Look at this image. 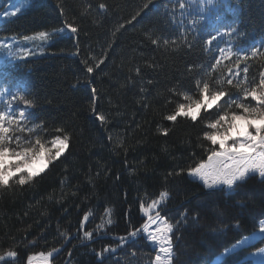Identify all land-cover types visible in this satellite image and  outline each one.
<instances>
[{"label": "trees", "instance_id": "trees-1", "mask_svg": "<svg viewBox=\"0 0 264 264\" xmlns=\"http://www.w3.org/2000/svg\"><path fill=\"white\" fill-rule=\"evenodd\" d=\"M179 3L184 0H0V43L18 54L0 51L11 81L0 97V111L13 117L6 122L10 147L19 150L17 138L23 146L39 139L46 147L69 137L64 153L31 181L18 183L23 171L0 187V264H27L31 255L49 252L51 264H64L69 254L67 264H155L158 245L147 236L160 222L145 223L140 206L164 191L168 197L152 215L173 225L172 264H257L251 255L264 248V235L219 257L264 222V178L249 173L233 190H208L188 169L218 148L204 138L214 131L207 124L239 112L237 103L256 106L243 90L264 74V0L218 3L206 18L202 10L210 6L182 10ZM68 24L78 29L75 38ZM229 27L237 29L231 36ZM41 31L56 35L23 40ZM21 48L30 54L24 57ZM229 48L248 59L237 65ZM204 83L227 95L201 108L196 121H168L178 104L202 99ZM229 97L236 103H225ZM86 231L90 239L102 237L77 246L89 240ZM133 231L122 241L103 237ZM8 251L17 255L9 258Z\"/></svg>", "mask_w": 264, "mask_h": 264}, {"label": "snow or ice", "instance_id": "snow-or-ice-1", "mask_svg": "<svg viewBox=\"0 0 264 264\" xmlns=\"http://www.w3.org/2000/svg\"><path fill=\"white\" fill-rule=\"evenodd\" d=\"M151 2V0H149ZM207 5L210 7L202 10V14L205 15L208 12H215L218 3L227 4L229 0H206ZM105 5L101 4L100 8H104ZM179 8L184 9L185 4L179 3ZM196 23V22H194ZM66 30L73 35L78 29L72 24L66 26ZM237 29L235 27H229L226 29V34L231 36L235 33ZM50 35H56V33H49L46 31H41L35 33L32 36H24L23 40H41L46 41L49 39ZM220 35L217 31L216 34L212 35L207 43L211 45L214 40ZM155 43V41H153ZM0 51H3L5 55L9 58H16L17 53L12 50V46L6 43H0ZM23 56L26 57L30 54L29 51L21 48L20 50ZM258 49H252L251 56H256ZM225 52L224 49H220L221 55ZM228 56H236V64L239 65L241 61H246L248 59V53L237 52L233 53L231 48L227 50ZM220 61L217 60L218 64ZM103 63V61H100ZM98 66V65H97ZM247 67L244 68V72H247ZM87 72L92 73L93 67L88 66ZM7 81L8 86L11 85V81L8 80L6 73L3 70V66L0 65V97H3L8 90L4 86V82ZM228 84H232V80L227 81ZM17 91L26 92L27 89H17ZM91 91L95 93L96 89L92 88ZM224 91L211 92L209 89V84L204 83L200 88V96L202 99L195 100L191 104L180 103L177 105L176 110L173 114L167 115L166 119L168 121H176L178 116H184L190 118L192 121H196L201 108L211 109L213 103L218 101L220 98L226 96ZM243 97L245 99L251 98L255 101L256 106H252L246 103H237V108L240 109L239 112H233L231 115L225 113L219 115L218 118L207 124V127L214 130L204 133V138L211 142L212 145H218V148L208 149L210 154L207 156L206 160L198 162L195 166L188 169V175L198 179L202 182L203 186L208 190H215L221 186L227 187L229 190H233L234 186L238 182H243L248 177L249 173H258L260 177L264 178V74L261 75L259 83L254 87L243 90ZM17 97L12 95L11 99L15 100ZM184 99H188L187 96ZM225 103L231 104L236 103V101L229 97ZM19 117L25 118V110H19ZM13 117H6L4 111H0V187L9 185L10 179H12L13 171L15 173H21L25 165L30 164L35 160H44L51 162L53 159H58L64 151L68 148V136H57L53 139L52 144L54 146V155H47L46 157L42 154L51 153L53 149L46 148L44 144H41L40 140L35 141V146H23L20 144L19 138H17V147L19 150L10 147L11 137L8 135L9 127H6V122L10 123ZM103 119V117H100ZM237 121H244L243 130H241V125ZM256 121H259L257 123ZM164 134L167 135L168 130H163ZM233 133H235L233 135ZM231 141V143H229ZM20 158L16 162L9 164L6 161L7 156ZM47 162L44 164V168H47ZM44 168L38 171H32L30 169L25 170L23 174L19 175L18 183L24 185L31 181L34 176H37L44 170ZM183 171V170H182ZM168 197L166 191L159 194V199L152 200L148 207L141 204V211L148 217V221L152 224H157L155 231L149 232L147 238L158 245V254L155 256V264H172V241L171 233L173 231V225L168 223L166 219L160 216L159 212L152 215V212L157 208L162 201ZM111 209H106V214L108 215L107 224H111L112 220ZM91 213L85 214L83 221L89 219ZM83 227V222L81 223ZM100 228L104 227V221L99 225ZM148 226H144L145 232H147ZM260 232L264 233V222L260 225ZM84 238L90 239L93 235L91 231L84 232ZM132 237L136 236V232H133ZM255 238V233L253 237L245 238L243 241L235 244L231 248L225 249L222 256L226 257L232 255L234 252L238 251L240 248L246 246L250 240ZM123 239V238H121ZM108 249H105L107 251ZM115 251V249H112ZM8 257H15L17 253L15 251H8L6 253ZM264 255V248L260 249L257 254ZM52 256V252L47 255L40 253L39 257L30 256L28 258V264H49L48 258ZM4 256L0 255V260H4ZM264 264V260L261 261Z\"/></svg>", "mask_w": 264, "mask_h": 264}, {"label": "rangeland", "instance_id": "rangeland-1", "mask_svg": "<svg viewBox=\"0 0 264 264\" xmlns=\"http://www.w3.org/2000/svg\"><path fill=\"white\" fill-rule=\"evenodd\" d=\"M184 3H185V9L186 10H190V9H194V10H201V7L202 6H206L207 5V3H206V0H184ZM207 6H209V5H207ZM221 99V98H220ZM219 99V100H220ZM218 100V101H219ZM218 101H216L215 103H213V106H215L217 103H218ZM212 106V107H213ZM257 123H259V121H256ZM237 123L238 124H240L241 125V130H243V126H244V121H237ZM235 133H233V135H234ZM229 143H231V141H229ZM46 148H51V149H53L54 150V146H53V144L51 145V146H46ZM14 149V148H13ZM51 154V153H50ZM42 155H44L45 157H46V154L44 153V154H42ZM18 159H20V158H17V157H12V156H7L6 157V161H7V163H9V164H12V163H14V162H16V160H18ZM47 162V164H48V161L46 160V159H44V160H33L30 164H27V165H25L24 166V168L22 169V171L21 172H23V171H25V170H28V169H30V170H32V171H38L39 169H41V168H44V164ZM45 169V168H44ZM16 174H19V173H15L14 171H13V174H12V176H14V175H16ZM262 223V222H261ZM261 223H260V225H261ZM264 235V233H261L260 232V228H259V230L257 231V233H255V238L254 239H252V240H256L257 238H259L260 236H263ZM251 237H253V235L251 236ZM252 240H250V241H252ZM249 241V242H250ZM39 255L40 254H35V255H31V256H34V257H39ZM46 255V254H45ZM51 257V256H50ZM50 257L48 258V261H49V264H51V262H50ZM224 256H220L219 257V259L220 258H223ZM251 257H253L254 258V260L257 262V264H261V261L262 260H264V255H257V254H252L251 255ZM9 258H13V257H9ZM218 259V260H219ZM27 264H28V262H27Z\"/></svg>", "mask_w": 264, "mask_h": 264}, {"label": "water", "instance_id": "water-1", "mask_svg": "<svg viewBox=\"0 0 264 264\" xmlns=\"http://www.w3.org/2000/svg\"><path fill=\"white\" fill-rule=\"evenodd\" d=\"M221 187H223V186H221ZM153 216H155V215H153ZM147 221H148V219L145 221V223H146ZM133 232H136V231H133ZM133 232L129 233L128 235H123V236L112 237V236H110V235H104L103 237H105V238H111V239H114V240H117V241H122V240H125L126 238H128L129 236H131V234H132ZM100 237H102V236L95 237V238H93V239H91V240H89V241H87V242L81 243V244H79V245H77V246L86 245V244H88V243L92 242L93 240H95V239H97V238H100ZM121 238H123V239H121ZM69 258H70V254H69V256H68V259H69ZM68 259H67V260H68ZM66 262H67V261H66ZM66 262H65V264H66Z\"/></svg>", "mask_w": 264, "mask_h": 264}, {"label": "bare ground", "instance_id": "bare-ground-1", "mask_svg": "<svg viewBox=\"0 0 264 264\" xmlns=\"http://www.w3.org/2000/svg\"><path fill=\"white\" fill-rule=\"evenodd\" d=\"M144 224H145V223H144ZM144 224H143V225H144ZM140 228H141V227H140ZM89 240H91V239H89ZM89 240H87V241H89ZM87 241H85V242H87ZM83 243H84V242H83ZM80 244H81V243H80ZM88 244H89V243H88ZM67 259H68V258H67ZM67 259H66V261L68 262L69 259H68V260H67ZM66 261H65V262H66ZM67 262H66V264H67ZM64 264H65V263H64Z\"/></svg>", "mask_w": 264, "mask_h": 264}]
</instances>
